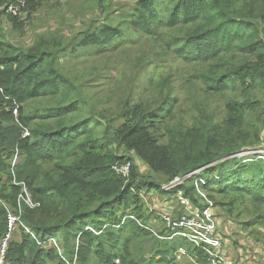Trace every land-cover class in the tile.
Instances as JSON below:
<instances>
[{
	"label": "trees",
	"instance_id": "16d2710c",
	"mask_svg": "<svg viewBox=\"0 0 264 264\" xmlns=\"http://www.w3.org/2000/svg\"><path fill=\"white\" fill-rule=\"evenodd\" d=\"M50 1L25 0L15 16L7 14L6 7L18 0H0V17L22 29L20 16L29 17ZM99 6L106 15L131 13L128 24L135 35L160 40L171 55L200 66L203 98L224 95L239 85L249 92L260 88L261 100L227 101L220 124L214 122V112L204 109V116L183 131L171 124L178 101L167 79L140 94L130 75L118 97L121 114L107 117L103 133L97 135L91 127L95 120L81 113L93 108L91 101L58 65L61 44L39 39L22 49L0 39V240L7 233L10 211L30 232L18 227L16 239V231L12 233L5 264H149L156 257L161 264H179L176 254L181 248L197 255L196 264H213L185 239H168L171 232L160 216L190 215L176 200L177 192L189 201L190 210L202 211L200 189L214 209L230 205L220 203L225 196L239 198L240 205L250 203L258 212L256 222L264 225V160L253 154L228 159L264 144V0H137L120 13ZM72 39L83 49L110 51L125 45L126 36L114 24L89 28ZM46 99L54 107L27 110L29 104ZM247 114L255 116L246 119ZM121 117L125 121L118 124ZM25 130L29 135L23 137ZM121 146L164 177L163 184L136 182L138 168L129 157L115 154ZM15 154L19 163L13 167L10 158ZM230 161L233 165L226 167ZM116 162H130L128 179L112 171ZM186 176L169 193L162 189ZM153 189L158 190V202L167 204L166 213L153 208L154 198L149 199L150 211L148 201L141 199L142 192ZM164 194L168 199L161 198ZM215 221L222 251L228 250ZM149 240L152 259L140 249ZM182 259L191 260L186 255Z\"/></svg>",
	"mask_w": 264,
	"mask_h": 264
},
{
	"label": "rangeland",
	"instance_id": "374dc122",
	"mask_svg": "<svg viewBox=\"0 0 264 264\" xmlns=\"http://www.w3.org/2000/svg\"><path fill=\"white\" fill-rule=\"evenodd\" d=\"M135 1L137 0H52L49 3H42L29 17L22 14L19 18V21L23 23L22 29L13 28L7 17L2 15L0 17V39L4 44L22 49L31 47L39 39H51L61 44L62 51L58 55V65L66 76L81 87L82 95L91 101L93 108H83L81 113L84 117H91L95 120L96 123L91 124V127L97 135L103 133L108 123L107 117L121 114L123 104L119 102L118 97L121 94L120 90L127 86L130 75L135 76L137 93L140 94L146 90H152V85H157L162 79H167L166 85H171L174 99L178 101L175 121L171 124L179 125L183 131L204 116L202 113L204 109L214 112V122L220 124L225 117L224 105L227 101L235 98L261 100L260 88L255 87L249 92L239 85L235 87V90L229 89L224 95L203 98L201 83L197 76L202 70L200 66L185 63L181 58L171 55L160 40L135 35L134 29L128 24L131 13L106 15L99 6L102 4L109 12L117 10L120 13L121 7L129 6ZM160 8L161 6L158 5V10ZM114 24L120 26L126 40L125 45H118L110 51H99L100 48L83 49L78 47L72 39L75 34L85 32L89 28L101 29L105 25ZM53 103L47 99L39 100L29 104L27 110L54 107ZM254 116L247 114L246 119L254 118ZM124 121L125 119L121 117L117 123H124ZM161 129L160 134L165 135V130L162 127ZM163 137L166 140L168 136ZM115 154L120 157H129L132 160L139 171L136 182L154 180V182L163 184L164 177L152 173L133 152L121 146ZM231 165H233L232 161L228 162L226 167ZM22 190L26 194V188L23 185ZM157 192V189L142 192L141 199L148 201L146 206L150 211L152 204L149 199L154 198L153 208L157 212L166 213L167 204L158 202L155 198ZM161 198L165 200L168 196L164 194ZM240 201L239 198L235 201L233 197L227 199L225 196L220 199V203L229 202L230 205L224 204L225 208L217 206L213 212L215 219L219 222L221 233L225 236L224 246L228 249L220 252L222 259L231 262L235 260L237 264H264V225L256 222L258 212L253 210L250 203L245 202L240 205L238 204ZM228 211L230 214L227 213ZM16 233L17 231L14 233V239L17 238ZM150 245L149 240L140 247L149 257L148 259H152V254H154L147 253ZM134 246L138 245L134 244ZM137 255L139 258L143 257L140 252H137ZM183 256L184 254L178 250L176 258L181 261L179 264L197 263L194 260L185 261L182 259ZM153 259L149 264H161L157 261L158 257Z\"/></svg>",
	"mask_w": 264,
	"mask_h": 264
},
{
	"label": "built area",
	"instance_id": "2783aa9c",
	"mask_svg": "<svg viewBox=\"0 0 264 264\" xmlns=\"http://www.w3.org/2000/svg\"><path fill=\"white\" fill-rule=\"evenodd\" d=\"M25 0H18L17 5H8L6 7L7 14L17 15L21 14L22 9L24 8ZM13 114H17V110H13ZM29 132L27 130L24 131L23 137L28 136ZM257 155L259 159L264 160V145H259L258 149L249 150L243 153L236 154L238 158H246L249 155ZM235 156V157H236ZM19 163L18 155L15 154L11 158V165L14 167ZM112 171L120 176L123 179H128L130 174V162H116L111 167ZM199 171L194 173H190L189 176H196ZM186 176L183 179H174L170 183L163 185L162 189L165 193H169L170 191L174 190L176 186L182 183L183 180L187 179ZM198 180H195V185L197 184ZM199 182L205 184L203 179H199ZM198 195L201 197L202 200L205 201V205L202 208V211H198L195 208L190 210L189 201L184 199L181 196L180 192H177L176 200L180 205L185 207L190 215H182L178 219H171L167 214H163L160 216L161 220L165 224L166 228L171 232L168 239L173 238H183L188 243L194 244L197 248L204 251L207 255L208 259L213 264H232L230 260L223 261L221 256L222 251V241L218 236L217 231V224L216 219L214 217V204L211 200L208 199L207 195L197 189ZM27 204L30 205V200L27 198L25 200ZM0 203H3L0 199ZM7 233L5 236L0 240V264H5V259L7 256L8 246L10 237L13 232H15L18 227H22L26 230L27 233H30L27 228H25L19 217L15 216L11 212L8 213L7 216ZM36 239V238H34ZM184 256H188L191 261L196 260L197 255H190V251H187L183 248L179 250ZM223 252V251H222ZM177 255V254H176ZM196 262V261H195ZM194 263V262H193ZM196 264V263H195Z\"/></svg>",
	"mask_w": 264,
	"mask_h": 264
},
{
	"label": "water",
	"instance_id": "95a60500",
	"mask_svg": "<svg viewBox=\"0 0 264 264\" xmlns=\"http://www.w3.org/2000/svg\"><path fill=\"white\" fill-rule=\"evenodd\" d=\"M236 156V155H235ZM235 156L229 157L228 159L234 158Z\"/></svg>",
	"mask_w": 264,
	"mask_h": 264
}]
</instances>
